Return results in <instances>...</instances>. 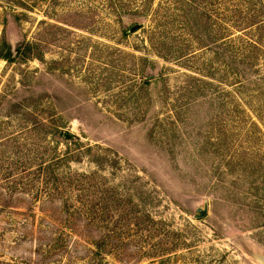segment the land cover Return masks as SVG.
I'll return each instance as SVG.
<instances>
[{
    "label": "rangeland",
    "instance_id": "374dc122",
    "mask_svg": "<svg viewBox=\"0 0 264 264\" xmlns=\"http://www.w3.org/2000/svg\"><path fill=\"white\" fill-rule=\"evenodd\" d=\"M2 56L0 264H264V0H0Z\"/></svg>",
    "mask_w": 264,
    "mask_h": 264
},
{
    "label": "trees",
    "instance_id": "16d2710c",
    "mask_svg": "<svg viewBox=\"0 0 264 264\" xmlns=\"http://www.w3.org/2000/svg\"><path fill=\"white\" fill-rule=\"evenodd\" d=\"M0 59H8V56H2Z\"/></svg>",
    "mask_w": 264,
    "mask_h": 264
},
{
    "label": "water",
    "instance_id": "95a60500",
    "mask_svg": "<svg viewBox=\"0 0 264 264\" xmlns=\"http://www.w3.org/2000/svg\"><path fill=\"white\" fill-rule=\"evenodd\" d=\"M136 29H137V28H136ZM134 30H135V29H134ZM134 30H133V31H134Z\"/></svg>",
    "mask_w": 264,
    "mask_h": 264
}]
</instances>
